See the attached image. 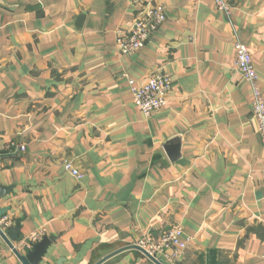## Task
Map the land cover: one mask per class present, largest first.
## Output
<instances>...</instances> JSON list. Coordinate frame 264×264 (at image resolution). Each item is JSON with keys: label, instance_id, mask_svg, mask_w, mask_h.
<instances>
[{"label": "crops", "instance_id": "0c3cea01", "mask_svg": "<svg viewBox=\"0 0 264 264\" xmlns=\"http://www.w3.org/2000/svg\"><path fill=\"white\" fill-rule=\"evenodd\" d=\"M228 1L0 0V208L19 249L38 233L41 264H156L132 246L179 224L191 241L168 264H264V148L235 66L240 41L264 92V0ZM147 4L166 19L123 55ZM160 71L173 86L145 116L128 78Z\"/></svg>", "mask_w": 264, "mask_h": 264}, {"label": "built area", "instance_id": "2783aa9c", "mask_svg": "<svg viewBox=\"0 0 264 264\" xmlns=\"http://www.w3.org/2000/svg\"><path fill=\"white\" fill-rule=\"evenodd\" d=\"M219 10L231 15L233 5L228 0H213ZM166 13L163 8L147 4L138 13L133 24L127 30H119L117 35L118 50L123 55H129L139 51L151 39L154 32L165 21ZM235 66L243 78L252 88V114L257 124L264 148V92L259 76L253 63V58L248 46L240 41L235 43ZM128 83L133 95L134 104L145 116L160 110L167 103V96L173 86V78L167 72H155L141 83L129 77ZM21 145L19 151H25ZM64 167L77 178L81 173L74 168L71 162H65ZM14 225V219L9 215L0 217V229L6 233ZM40 240V234L34 233L22 241V246L31 249L33 243ZM191 237L185 236L183 227L179 224L163 231L159 235L147 234L136 245L146 250L164 264L174 263L187 249Z\"/></svg>", "mask_w": 264, "mask_h": 264}, {"label": "water", "instance_id": "95a60500", "mask_svg": "<svg viewBox=\"0 0 264 264\" xmlns=\"http://www.w3.org/2000/svg\"><path fill=\"white\" fill-rule=\"evenodd\" d=\"M83 19V16L80 17V23ZM175 147L172 145H168V151L171 152L170 149H173V153H170L172 159H176L179 155V153H176V150H174ZM177 149V147L175 148ZM10 191V188L0 186V199L3 198L8 192ZM7 211V208H0V217L5 214ZM21 220L18 219L16 221V224L13 228H11L9 231L4 233L0 229V249L6 245L7 248H9L14 254L17 264H41L44 260V256L48 250V247L50 246L52 240H54V237L49 236H43L41 240L33 243L32 248L28 249L26 251H23L19 249L16 246V242L18 241L20 234H21ZM134 248H137L141 250L146 256H148L151 260H153L156 264H164L163 262L159 261L156 257L150 255L146 250L141 248L140 246H132ZM8 260H11L9 256H0V264H6ZM63 260H58L56 264H62Z\"/></svg>", "mask_w": 264, "mask_h": 264}]
</instances>
